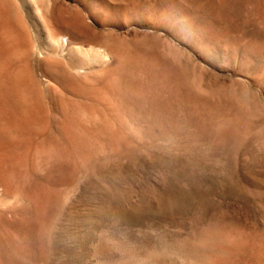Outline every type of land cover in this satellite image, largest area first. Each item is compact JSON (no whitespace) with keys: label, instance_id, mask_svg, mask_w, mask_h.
<instances>
[{"label":"rangeland","instance_id":"obj_1","mask_svg":"<svg viewBox=\"0 0 264 264\" xmlns=\"http://www.w3.org/2000/svg\"><path fill=\"white\" fill-rule=\"evenodd\" d=\"M0 1V264H264V0Z\"/></svg>","mask_w":264,"mask_h":264},{"label":"bare ground","instance_id":"obj_2","mask_svg":"<svg viewBox=\"0 0 264 264\" xmlns=\"http://www.w3.org/2000/svg\"><path fill=\"white\" fill-rule=\"evenodd\" d=\"M23 2H25V1H27V0H22ZM32 1V0H31ZM40 2H47L48 4H49V2H50V0H39ZM1 2V1H0ZM29 2V1H28ZM30 3V2H29ZM34 3V2H33ZM42 3H40V5H42ZM52 4V3H51ZM54 5V4H53ZM44 6H46V3H45V5ZM27 7V6H26ZM31 7H32V5H31ZM47 7V6H46ZM45 7V8H46ZM14 8V7H13ZM36 8V7H35ZM51 8H53L52 6H51ZM12 9V8H11ZM13 10V9H12ZM14 11V10H13ZM37 11H38V8H37ZM37 13V12H36ZM38 14V13H37ZM40 14V13H39ZM0 15H1V13H0ZM44 26V25H43ZM60 40V39H59ZM61 44V43H60ZM57 45H58V43H57ZM61 47V46H60ZM103 52V51H102ZM86 58V57H85ZM8 149V148H7ZM242 255V254H241ZM241 259V258H240ZM238 260V259H237ZM245 260V259H244ZM261 261V260H260ZM232 263V262H231ZM227 264V263H226Z\"/></svg>","mask_w":264,"mask_h":264}]
</instances>
